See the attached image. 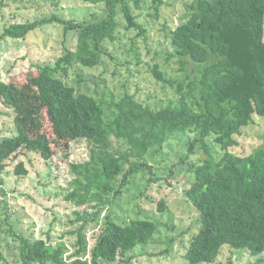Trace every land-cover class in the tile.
<instances>
[{
	"label": "trees",
	"instance_id": "trees-1",
	"mask_svg": "<svg viewBox=\"0 0 264 264\" xmlns=\"http://www.w3.org/2000/svg\"><path fill=\"white\" fill-rule=\"evenodd\" d=\"M90 1L103 4L104 13L95 20L80 22L53 14L2 29V37L24 39L41 24L56 21L65 35L73 31L77 38L75 48L65 47L53 65L0 80V99L13 109L16 127L0 139V174L8 160L20 154L35 152L49 161L62 145L69 149L79 139L91 144L87 159L68 163L72 177L64 198L78 208L74 213L82 221L71 232L77 236L73 251L65 255L64 242L53 247L42 238L32 240L12 231L19 243L16 264L114 262L147 244L156 222L146 218L118 222L105 210L133 176L150 168L148 155L159 154L171 134L186 131L196 133L189 150L197 146L205 153L193 166L194 178L185 190L199 216L198 229L183 255L187 264L214 263L225 244L251 255L264 252V144L247 155L229 150L238 144L236 136L243 128L255 123V116L264 117V0L186 4L184 20L169 30L174 51L168 57H175L182 74L167 78L158 63L152 66L155 78L172 90L171 99L154 106L129 92L107 103L77 92L66 76L73 67L103 64V55L113 58L105 43L117 38L119 16L126 28L143 32L133 8L149 4L157 14L164 1ZM7 6L0 0V15ZM209 136L223 152L218 158L207 144ZM14 172L27 174L23 161ZM165 208L161 200L159 210ZM5 216L4 222L10 224L8 211ZM90 221L100 223L91 242L85 230ZM0 264H8L1 249Z\"/></svg>",
	"mask_w": 264,
	"mask_h": 264
},
{
	"label": "rangeland",
	"instance_id": "rangeland-1",
	"mask_svg": "<svg viewBox=\"0 0 264 264\" xmlns=\"http://www.w3.org/2000/svg\"><path fill=\"white\" fill-rule=\"evenodd\" d=\"M57 1L54 5L52 0H6L8 6L0 15V80L8 81L11 76L34 70L39 65H53L65 47L75 48L77 38L73 31L65 35L63 25L56 21L41 24L24 39L2 37L5 24L53 14L82 22L95 20L104 13L103 4L90 0ZM163 1L157 14L149 4L133 8L143 32L126 28L124 19L119 16L117 38L105 43V49L113 58L103 55V64L68 70L66 78L70 85L77 92H86L107 103L125 92L152 106L171 99L172 90L155 78L151 68L158 63L165 76L172 79L182 74L175 57H168L174 51L169 30L184 20L186 4L192 0ZM14 115L13 109L0 99V139L15 132ZM195 134L194 131L171 134L159 154L147 156L150 168L133 176L114 204L105 210L118 222L151 219L157 229L147 244L136 246L114 262L101 261L100 264H126L127 261L128 264H187L183 255L198 229L199 216L185 190L194 178L193 166L205 157L197 146L189 150L188 143ZM236 139L238 144L229 150L239 155L250 154L264 144V117L255 116V123L243 128ZM206 141L214 157L223 154L214 136ZM90 147L85 139H79L69 149L59 147L49 161L35 152L8 160L7 168L0 174L3 179L0 184V249L8 264H16L19 252V243L11 235L12 231L32 240L42 238L53 247L64 242L68 246L65 255L73 251L77 236L71 232L76 231L82 221L77 220L74 213L78 208L64 198L72 177L68 163L87 159ZM66 150L68 157H65ZM20 161L28 170L25 175L14 172ZM161 200L166 204L164 211L159 210ZM5 211L10 213V224L4 222ZM99 226L95 221L86 224L90 242ZM212 264H264V252L251 255L246 249L225 244Z\"/></svg>",
	"mask_w": 264,
	"mask_h": 264
}]
</instances>
